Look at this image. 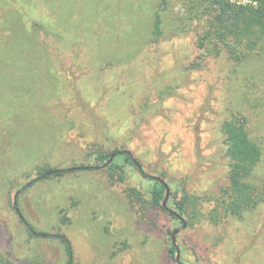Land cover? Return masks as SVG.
<instances>
[{"label":"rangeland","instance_id":"obj_1","mask_svg":"<svg viewBox=\"0 0 264 264\" xmlns=\"http://www.w3.org/2000/svg\"><path fill=\"white\" fill-rule=\"evenodd\" d=\"M166 1L156 42L149 15L138 11L121 14L123 23L104 35L110 40L92 45L30 28L23 47L36 60L26 56L9 76L2 59L0 264H67L56 234L70 241L73 264H264V201L242 217L221 205L228 184L221 125L232 113L246 117L262 153L248 181L264 185V59L236 64L210 45L202 67L190 66L209 20L187 21L181 0ZM115 149L168 185L164 210L150 202L154 183L121 169L120 158L106 167L94 160ZM82 164L93 169L73 170ZM46 167L72 170L20 190ZM183 192L177 263L169 252L181 227L172 195Z\"/></svg>","mask_w":264,"mask_h":264},{"label":"trees","instance_id":"obj_2","mask_svg":"<svg viewBox=\"0 0 264 264\" xmlns=\"http://www.w3.org/2000/svg\"><path fill=\"white\" fill-rule=\"evenodd\" d=\"M248 1L245 5H238L229 0H181L187 21L201 17L209 20V28L197 46L199 53L190 66L202 67L205 58L212 56V52H208L210 45L214 47L215 52L225 54L236 64L244 63L253 57L264 59V0ZM143 4L136 0H0V46L7 50L0 55V74L4 73L2 59L9 63L5 73L11 76L16 71L18 62L25 61L26 56H30L23 47L25 40L31 38L30 35L24 37L30 28L59 42L69 36L73 41L80 39L85 45H92L102 38L104 41L110 40V37L104 35L111 27H115V30L123 23L121 14L131 18L136 12L143 11L150 17L147 24L148 38L156 42L164 35L161 13L166 9L167 1L150 0L145 6ZM116 37L113 36V39L116 40ZM30 57L36 60L34 55ZM221 131L226 145L228 167V184L222 192L221 205L227 214L242 217L264 201V185L256 187L248 181L260 162L262 153L248 134L246 117L243 114L232 113L221 125ZM112 154L122 160L121 169L132 167L154 183L148 192L150 202L164 210L163 185L153 176L146 174L138 162L140 167H137L128 153L115 149L111 153H96L94 160L99 166H103ZM91 169L92 166L82 164L73 170ZM71 170L39 168L35 177L20 190L38 181L61 178ZM115 174L119 180H123V173ZM176 196L177 194L173 193V205L178 212L171 213L174 218L186 213L188 199L185 192L179 199ZM14 208L17 209V205H14ZM29 234L36 236L32 231H29ZM53 238L62 244L67 264H73V248L70 241L59 234L53 235ZM169 252L173 256L176 254L172 243Z\"/></svg>","mask_w":264,"mask_h":264},{"label":"water","instance_id":"obj_3","mask_svg":"<svg viewBox=\"0 0 264 264\" xmlns=\"http://www.w3.org/2000/svg\"><path fill=\"white\" fill-rule=\"evenodd\" d=\"M123 152L128 153V154L132 157V155H131L128 151H123ZM115 157H116V154H112V155L109 157V159L107 160V162H106L102 167H106V166H108V165L113 161V159H114ZM132 160H133V163H134L137 167H140L139 164L137 163V161H136L133 157H132ZM153 178H154L156 181H158L161 185H163V187H164V189H165V194H164V198H163V201H162V207H163V208H166V203H167V201H168L169 194H170L169 187H168V185H167V184H166L161 178H159V177H155V176H153ZM177 218H178V219L180 220V222H181V227L173 229L172 232H171V236H170V238H171V243L173 244V246H174L175 249H176V257H175V260H176L177 263H179V248H178V246H177V244H176V242H175V236H176L181 230H183V229L186 227V223H185V220H184L181 216L177 215Z\"/></svg>","mask_w":264,"mask_h":264},{"label":"built area","instance_id":"obj_4","mask_svg":"<svg viewBox=\"0 0 264 264\" xmlns=\"http://www.w3.org/2000/svg\"><path fill=\"white\" fill-rule=\"evenodd\" d=\"M232 3L238 4V5H245L247 3H249L248 0H229Z\"/></svg>","mask_w":264,"mask_h":264}]
</instances>
